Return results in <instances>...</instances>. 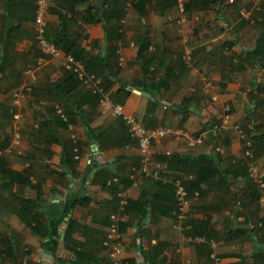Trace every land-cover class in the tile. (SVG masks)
<instances>
[{"label": "crops", "instance_id": "obj_1", "mask_svg": "<svg viewBox=\"0 0 264 264\" xmlns=\"http://www.w3.org/2000/svg\"><path fill=\"white\" fill-rule=\"evenodd\" d=\"M36 1L0 0V176L50 214L53 205L61 215L72 198H85L67 214L73 218L69 245L87 252L82 264H264V188L249 204L255 192L246 176L251 166L264 173V67L254 52L264 30V0L194 9L185 0L184 12L177 0H150L144 15L138 0H52L46 35L63 54H79L85 74H76L78 84L61 56L43 54ZM103 2L125 4L126 15L112 10L108 22L99 19ZM143 43L166 58L146 76L138 56ZM106 52L104 68L98 56ZM115 77L130 90L120 94H127L120 102L125 110L148 128L166 130L148 155L113 112L120 82L108 84ZM207 79L217 99L203 93ZM247 140L252 159L245 156ZM202 154L216 156L214 166L226 179L216 175L201 189H188V216L181 221L175 181L194 180ZM114 223L122 232L118 262L107 244ZM3 231L17 257L2 264H61L17 214Z\"/></svg>", "mask_w": 264, "mask_h": 264}, {"label": "trees", "instance_id": "obj_2", "mask_svg": "<svg viewBox=\"0 0 264 264\" xmlns=\"http://www.w3.org/2000/svg\"><path fill=\"white\" fill-rule=\"evenodd\" d=\"M216 1H224V0H188L187 6L190 9H194L200 5L209 4L211 2ZM150 3V0H138L136 4V8L139 11L140 15H144L146 13L147 4ZM117 4V3H116ZM118 5V4H117ZM99 10V19L105 20L106 22L109 21L111 16H115L112 10H116V14L119 17L125 16L127 13V8L125 4L119 7H110L106 4L101 3L98 5ZM264 27V26H263ZM111 30L107 27V34H110ZM147 43H143L139 49V60L142 66V70L144 75L151 73V66L159 67L166 65V58L161 57L155 53H149L147 48ZM109 48V46H108ZM107 48V49H108ZM67 50V49H66ZM69 50V49H68ZM256 55H259V62L262 67H264V30L261 33V36L258 39L257 46L254 50ZM75 57L79 58V54L75 51H72ZM258 59V58H257ZM98 61L102 64L104 68L108 66V53L104 55L98 56ZM86 68L91 72L95 68L89 62H84ZM69 76L75 77V84H78L82 80L77 77L76 73L72 70H69ZM112 74V71H110ZM110 74V75H111ZM109 74L107 76H110ZM120 82L118 77L110 78L109 82ZM124 81L120 82V87L113 92L114 99L116 102H123L127 94H122L123 91L129 92L128 88L126 87ZM73 87V86H72ZM69 88V90L72 89ZM151 90V89H150ZM190 104L186 105V109H189ZM253 146V145H252ZM252 149V147H251ZM10 156L15 155L14 153H9ZM246 156V155H245ZM252 159L250 157H247ZM216 161V156L213 154H202L199 157V161L197 163V167L193 168L192 170L195 172L196 178L194 180H189L186 183V186L189 190L193 191L194 189H201V185L204 182H209L208 180L211 177H215L219 175L218 178L221 180L226 179V176L221 172V169L218 166H214V162ZM64 164H68L71 162L70 158L66 155L63 158ZM247 168V165L243 166ZM4 171L6 168H2ZM251 175V174H250ZM248 176L250 186L253 188L255 194H251V198L249 199V204L255 201V199H259L261 197V192L258 189L257 182L253 179L252 176ZM37 187H40L39 184H35ZM41 185V184H40ZM85 199L83 196H76L67 203L61 215L60 209L57 205H53V212L54 214H50L44 211L43 208L40 209L37 200L32 198H27L19 195L10 185L7 183L1 176H0V220H3V224L0 227V230L3 231L7 227V221L10 216L13 214H17L22 220L25 221L26 225L30 226L32 231L35 235L42 239V246L48 250L52 255L56 256L58 262L61 264L68 263V264H82L84 262L83 256L87 254V252L83 249V247H73L69 245L70 234H71V224L73 222V218L67 216L68 212L71 208H74L77 204L81 203ZM177 201V198L175 197ZM5 212H10V215H7ZM64 216L68 218L67 230L64 233L62 238V230L60 228L61 223L64 221ZM43 217V218H42ZM199 233H203V230H200ZM12 244L9 242L8 244L5 243L4 246L0 248V264H2L4 258L7 259L9 257L16 256L17 257V249L13 245V239L10 240Z\"/></svg>", "mask_w": 264, "mask_h": 264}, {"label": "built area", "instance_id": "obj_3", "mask_svg": "<svg viewBox=\"0 0 264 264\" xmlns=\"http://www.w3.org/2000/svg\"><path fill=\"white\" fill-rule=\"evenodd\" d=\"M52 0H37L36 1V15H35V23H36V33L40 48L45 56H61L63 58L64 64L71 70H73L77 75L81 78H84L85 68L84 65L75 57L72 52H65L63 54L62 49L48 36L46 35V14L48 10V6L50 5ZM180 11L184 12L186 10L185 0H177ZM214 86V81L212 79H207L203 86L204 94H211V97L217 99L216 94H212L211 90ZM113 112L117 116H121L125 123L129 126V130L131 135L137 138L138 144L145 155H148L152 148L153 139L157 136H164L166 134V130L162 128H148L141 122L137 120V118L128 113L125 110V105L123 103H116L113 108ZM16 118H19V114H14ZM237 130L243 136L245 135V130L240 125H237ZM252 141L247 140L245 155L247 157L253 158L254 153L251 149ZM157 175V173H154ZM251 176L257 182L259 187L264 188V173L258 169L256 166H251ZM194 176L191 174L190 178L192 179ZM175 192L177 197V205H178V216L182 221L188 216L189 211V200H188V187L184 183L183 180L178 179L175 181ZM177 228L180 231L184 230V226L182 222L177 225ZM186 235V233L184 232ZM122 237V232L119 230L117 224H113L108 233V241L107 244H112L110 256L115 262H118V258L122 253L123 249L121 247L120 239ZM190 238H194L196 240L205 239L200 235H190ZM211 244L214 248L217 247V243L211 241ZM212 256L217 258L216 252L212 253Z\"/></svg>", "mask_w": 264, "mask_h": 264}, {"label": "rangeland", "instance_id": "obj_4", "mask_svg": "<svg viewBox=\"0 0 264 264\" xmlns=\"http://www.w3.org/2000/svg\"><path fill=\"white\" fill-rule=\"evenodd\" d=\"M129 9H130V8H129ZM129 11H131V9H130ZM129 11H128V13H130ZM133 13H135V12H134V9H133ZM130 17H131V16L128 14V20H129V21H130ZM13 118H16V117L13 115ZM262 172H263V171H262ZM2 224H3V220H0V227H1ZM13 233H15V234H14L15 237H17L18 231H17V230H14ZM7 237L9 238V233H7V231H1V230H0V245H2V244L4 245V243H5L4 241L7 242V240H4V241H3V239H6ZM3 242H4V243H3ZM1 243H2V244H1ZM3 245H2V246H3ZM0 248H1V246H0ZM0 257H1V256H0Z\"/></svg>", "mask_w": 264, "mask_h": 264}, {"label": "water", "instance_id": "obj_5", "mask_svg": "<svg viewBox=\"0 0 264 264\" xmlns=\"http://www.w3.org/2000/svg\"><path fill=\"white\" fill-rule=\"evenodd\" d=\"M137 91H141V92H143V93H147V92H145V91H142V90H137ZM72 211V210H71ZM62 235H64V232L62 233Z\"/></svg>", "mask_w": 264, "mask_h": 264}]
</instances>
